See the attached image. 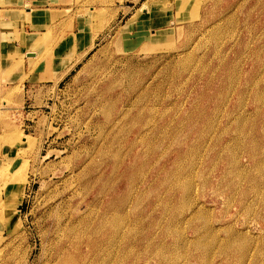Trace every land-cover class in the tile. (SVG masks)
Listing matches in <instances>:
<instances>
[{"label": "rangeland", "instance_id": "374dc122", "mask_svg": "<svg viewBox=\"0 0 264 264\" xmlns=\"http://www.w3.org/2000/svg\"><path fill=\"white\" fill-rule=\"evenodd\" d=\"M50 4L0 67V264H264V0Z\"/></svg>", "mask_w": 264, "mask_h": 264}, {"label": "crops", "instance_id": "0c3cea01", "mask_svg": "<svg viewBox=\"0 0 264 264\" xmlns=\"http://www.w3.org/2000/svg\"><path fill=\"white\" fill-rule=\"evenodd\" d=\"M51 1L52 0H0V11L2 14V16L0 14V67H2L3 55L6 53L23 52L22 72L26 74L24 81H30V73L32 74V71H30V56H32L30 52L35 53V51L30 49V43L35 38V34L39 31H43L42 28H45L44 24H46V18L49 17L51 13L50 10L62 8L60 5L50 4ZM36 10H46L47 15L45 14V16L43 14L44 12L42 13ZM152 13L154 12L152 11ZM157 21H159V19L156 15H148L138 21V25L140 29L162 26V23ZM132 24H134V21ZM13 75L15 77L14 79L17 77L20 78L21 69H18L16 74L14 73ZM14 79L13 81H16Z\"/></svg>", "mask_w": 264, "mask_h": 264}, {"label": "bare ground", "instance_id": "6f19581e", "mask_svg": "<svg viewBox=\"0 0 264 264\" xmlns=\"http://www.w3.org/2000/svg\"><path fill=\"white\" fill-rule=\"evenodd\" d=\"M20 191H22V190L19 189V191L17 192L18 195H17V193L13 192L14 194H11V197H12L11 200L3 202L1 204V206L3 207V211L5 213V216L7 217L6 219H10V221H12L11 226H16V224L18 223V221H16V219H14V214L18 210H14L13 208H15V205L18 204V199L21 197ZM11 205H12V207H11Z\"/></svg>", "mask_w": 264, "mask_h": 264}, {"label": "water", "instance_id": "95a60500", "mask_svg": "<svg viewBox=\"0 0 264 264\" xmlns=\"http://www.w3.org/2000/svg\"><path fill=\"white\" fill-rule=\"evenodd\" d=\"M31 55H33V54H31Z\"/></svg>", "mask_w": 264, "mask_h": 264}]
</instances>
